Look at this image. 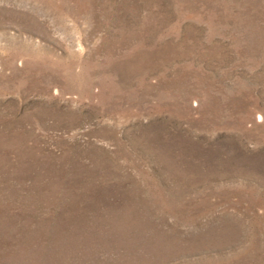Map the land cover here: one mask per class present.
<instances>
[{
    "label": "rangeland",
    "instance_id": "rangeland-1",
    "mask_svg": "<svg viewBox=\"0 0 264 264\" xmlns=\"http://www.w3.org/2000/svg\"><path fill=\"white\" fill-rule=\"evenodd\" d=\"M0 264H264V0H0Z\"/></svg>",
    "mask_w": 264,
    "mask_h": 264
}]
</instances>
